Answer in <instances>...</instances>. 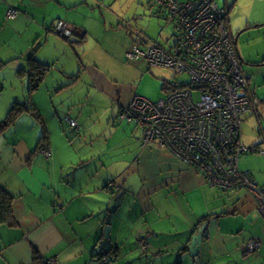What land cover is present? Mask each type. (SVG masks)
I'll return each instance as SVG.
<instances>
[{
  "label": "crops",
  "instance_id": "obj_1",
  "mask_svg": "<svg viewBox=\"0 0 264 264\" xmlns=\"http://www.w3.org/2000/svg\"><path fill=\"white\" fill-rule=\"evenodd\" d=\"M251 1L224 0L222 7L233 39L241 26L250 29L252 38L238 47L240 33L235 45L242 66L256 68L264 66V23L237 27L250 19L241 8ZM92 3L111 2L0 0V122L17 103L37 112H22L0 130V188L14 197L15 220L0 225V264H33L34 253L49 264H143L135 261V234L148 241L141 255L150 251L162 259L167 253L166 264H264V216L252 195L210 185L197 167L165 147L141 148V130L132 131L119 117L135 96L122 69L131 46L170 49L172 41L159 45L112 14L96 22L102 9L96 13ZM12 9L16 15L8 18ZM58 21L68 24L71 35L55 31ZM38 63L48 67L29 93ZM243 71L256 96L252 69ZM260 112L259 105L258 114L243 117L245 148L263 144L249 142L246 129L248 117L259 120ZM119 130L130 138L108 146ZM101 140L106 146H99ZM237 167L264 192V155L244 153ZM250 242L260 245L249 252Z\"/></svg>",
  "mask_w": 264,
  "mask_h": 264
},
{
  "label": "built area",
  "instance_id": "obj_2",
  "mask_svg": "<svg viewBox=\"0 0 264 264\" xmlns=\"http://www.w3.org/2000/svg\"><path fill=\"white\" fill-rule=\"evenodd\" d=\"M154 2L176 25L171 48L135 42L126 58L133 63L145 60L175 75L186 73L189 81L169 84L165 97L158 101L135 95L121 110L120 119L141 130V148L165 147L197 167L210 185L223 190L246 189L256 202L257 214L264 216V194L237 167L240 155L264 154V149L240 144V118L248 111L256 113L258 99L242 70L227 8H219L214 0ZM15 15L13 9L7 12L8 18ZM55 31L71 35L64 21L56 24ZM67 121L77 128L75 121ZM259 245L250 242L247 250L253 252Z\"/></svg>",
  "mask_w": 264,
  "mask_h": 264
},
{
  "label": "rangeland",
  "instance_id": "obj_3",
  "mask_svg": "<svg viewBox=\"0 0 264 264\" xmlns=\"http://www.w3.org/2000/svg\"><path fill=\"white\" fill-rule=\"evenodd\" d=\"M110 3L102 7V4L95 3L91 5L92 8H94L95 12L97 13V10L102 9L100 12L99 17L95 20L96 22L100 21L103 22L104 14L107 15H115L120 17L122 20H130L131 26L135 27V29L138 32V34H141L143 36H147L151 39V41H156L159 45H162L161 42H159L161 39H167L170 43L171 39H173L174 33L176 32L174 27H172L170 24H167V22L164 19H158L156 17L151 16V12L147 9V7L144 5V3L140 4L143 0H108ZM116 1V2H114ZM215 3L222 7L224 4V0H215ZM241 12H245L247 15H250L249 17H245L243 20L238 21V26H241L244 21H247L248 24L253 23V21H262L261 24L264 23V0H252L249 5H245L241 8ZM85 12H83L84 14ZM235 13V12H234ZM234 13L231 15L233 16ZM252 25V24H251ZM239 31L243 30L244 27L241 26V28H238ZM252 31V30H251ZM235 32V31H234ZM237 33V32H236ZM248 37L251 39L252 36L250 35V29H247L243 33L240 34V38L237 46L239 47L242 44V41L248 40ZM166 40V41H167ZM165 41V42H166ZM166 43V45L168 44ZM126 67H122L124 70L123 72V80L125 83H129L131 86L134 87V94L146 99H149L151 101H158L160 99H163L165 97V92L161 90V84L166 82H178L180 84L187 83L189 81L188 75L181 74V75H175L171 70L162 67V66H154L150 65L145 60H140L138 62H130L125 59ZM243 70H249L252 69V72L254 73V77L257 80V86L258 90L256 93V97L260 101V108L264 111V66H256V68H250L249 64H246V62L243 64ZM247 75V74H246ZM254 82V79L251 80ZM264 114L260 112V121L257 120L254 117H248L246 121V129L248 130L247 136H249V142L253 141V139H257V141L264 140V133L261 132V129L264 130ZM117 117V115H115ZM252 120V121H251ZM243 122V121H242ZM245 123V122H244ZM124 126H128L129 123L123 122ZM106 126V125H105ZM132 131L135 130V126L133 124H130ZM261 126V127H259ZM250 127L252 129H250ZM73 135H77L76 133L69 131ZM250 132V133H249ZM131 133V131L127 132ZM252 133V134H251ZM251 134V136H250ZM127 138H130L127 136V134L123 133L121 130L117 131L113 139H109L107 142L108 146L113 145L118 140L120 143H122V140H127ZM106 146L105 142L103 140L99 141V146ZM122 145V144H121ZM263 146V144H262ZM88 149H91L90 144L85 146ZM112 192H117L118 188L113 186L110 188ZM145 238V239H144ZM146 236H138L135 234V247H137V250H135V261L138 262L139 258H142L143 264L150 263V264H162V262L165 261V264L168 262V256L167 253L163 254L162 259H159L157 255L149 254L150 251L147 253H144V255H141L143 250V243H147ZM145 245V244H144ZM154 253V251H152Z\"/></svg>",
  "mask_w": 264,
  "mask_h": 264
},
{
  "label": "trees",
  "instance_id": "obj_4",
  "mask_svg": "<svg viewBox=\"0 0 264 264\" xmlns=\"http://www.w3.org/2000/svg\"><path fill=\"white\" fill-rule=\"evenodd\" d=\"M176 1H179V0H176ZM144 2L146 3V6L150 10L151 16L156 17L158 19H164L167 22V24H170L172 27H174L173 29L176 30L175 23L174 22H171V18H170L171 16H169L168 13H166L165 11L161 10L160 7L157 5V3L154 2V0H144ZM183 2H195V1L188 0V1H183ZM82 35H84V31H82L77 36L79 38H81L80 36H82ZM175 35H176V32H175ZM47 67L48 66L46 64H39V63L32 66V69H33V71H35L34 72L35 74H31V76H30L31 79H30V83H29V87H28V92L29 93L31 91L35 90L36 88H38L41 80L44 77L43 74H44L45 70H47ZM242 70H243V67H242ZM248 82H249V79H248ZM169 84L170 83L164 81L161 84V90L163 92H165L166 90H168V85ZM252 93L255 96V94H254L253 91H252ZM259 104H260V101L258 100L257 111H256V113H253V114H258ZM22 112H25V113H29L30 112L32 115H36L37 114V112H36V110L34 108H30L29 106H26L25 104H19V103H17L15 106H13L9 110L6 119L3 122H0V130H3L4 128H6L9 124H12L13 121L16 119V117L20 113H22ZM248 112H250V111H248ZM248 112H246L240 118V125H241V123L243 121V117ZM129 124H133L134 126H136V124L133 123V122L132 123H129ZM45 139H46L45 135H42L41 142H40L41 145L39 146L40 150L43 149V148H45V146H44L45 144L43 143V142H45ZM140 143H141V141H140ZM150 146H152V145H150ZM260 146H254V147L264 149L263 146H261V147ZM140 147H141V144H140ZM255 153L256 154H262V153H260L258 151L255 152ZM262 155H264V154H262ZM240 172H242V171H240ZM242 173H245L248 176V178L251 180V177H250V175L248 173H246V172H242ZM251 182L253 183L252 180H251ZM258 189L261 190L262 193L264 194V192H263L262 189H260V188H258ZM13 200H14V197L7 190H5L4 188H0V225H3L4 224V225H7V226H13L15 224V220H14V216H13V211H12ZM109 260L112 261V258H109ZM33 264H49V262L47 260L39 257L38 254L34 253V256H33ZM103 264H108V260L105 261Z\"/></svg>",
  "mask_w": 264,
  "mask_h": 264
},
{
  "label": "water",
  "instance_id": "obj_5",
  "mask_svg": "<svg viewBox=\"0 0 264 264\" xmlns=\"http://www.w3.org/2000/svg\"><path fill=\"white\" fill-rule=\"evenodd\" d=\"M243 31H245V29H243L242 31H240V32L234 37V43L237 41L239 34L242 33Z\"/></svg>",
  "mask_w": 264,
  "mask_h": 264
}]
</instances>
